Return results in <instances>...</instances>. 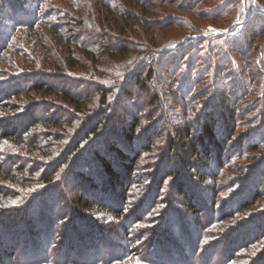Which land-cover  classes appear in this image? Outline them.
Returning a JSON list of instances; mask_svg holds the SVG:
<instances>
[{
    "label": "trees",
    "instance_id": "1",
    "mask_svg": "<svg viewBox=\"0 0 264 264\" xmlns=\"http://www.w3.org/2000/svg\"><path fill=\"white\" fill-rule=\"evenodd\" d=\"M169 1L171 0H2L11 14L10 17H2L5 24L15 25L6 31V37L0 33V75L10 77L0 80V143L5 141L3 145H15L16 140L20 139L18 142L30 145L37 139L33 144L38 149L36 153L40 159L33 158L29 161L30 158H26L25 161L38 164L34 172L43 169L40 172V177L44 175L41 181L48 185L15 192L14 182L18 181L15 173L20 168L11 164L4 170L3 164L13 160L17 163V158L6 150L0 152V264H264V230H260L264 217L256 215L258 211L250 208L264 192L260 190L262 180L254 184L253 197L240 207L248 217L243 228L251 229L253 234L247 233L238 240L231 239V234L228 233L226 226L230 222H221L233 215L223 218L221 210H217L216 214H211L207 220L200 222L199 229L195 228L199 232L193 236L189 227H184L186 225L182 220V223L174 224L169 219L168 212L154 203L153 213L152 209L144 208V192L135 186V178L139 180V162L149 157L151 163H154L159 156L157 137L160 131L149 138V131L144 128V98L149 96L150 102L159 104L160 110L161 95L174 99L173 94H165V82L157 76V65L160 67L162 62H172L168 68V78L178 77L174 88L177 90L179 87L181 92L176 96L178 100L174 99L176 103H192V96L198 94V91L191 93L190 80L184 85L177 84L185 63V60L181 62L182 47L179 45L165 53L164 48L158 49L157 43H150L149 36L160 39L161 32L154 29V33L149 35L139 31L138 18L131 12L137 5L151 8L159 6L163 8L159 12L162 14L166 11L165 6L170 7ZM203 1L184 0L185 3L178 6L186 10V7H194ZM59 6L70 7L74 11V17L78 18L76 23L81 22L70 28L64 21L70 16H54L55 9ZM125 7L132 10H125ZM91 17L95 19L93 22ZM160 23L157 25L163 28ZM84 26L93 28L90 34H84L80 30ZM20 29L23 32L17 38L16 32ZM117 35L120 39H116ZM17 40L32 44L29 48L34 56L30 57L33 68H15L12 61H9L13 59L18 64L24 61L21 55L23 51L18 55L19 58L15 53H8V56L5 54L15 48L10 45H15ZM190 51L186 56L190 55ZM128 69H133L130 74H127ZM162 70L165 71V68ZM25 79H28L26 86L20 88V83ZM157 79L161 80L162 88L159 90L152 87ZM61 83L69 84L71 89L65 88ZM131 83L135 88L138 87L139 92L134 94L130 90ZM209 89H203L200 92L202 95L193 98L194 101L203 102L200 105L202 108L211 95ZM22 95L33 97L20 108L21 111H28L14 116L10 112L5 113L16 110H10L12 102ZM42 95L57 97L66 105L57 103L56 100L47 103L37 100ZM219 99L221 100H218L219 106L216 105V108L215 99L208 105L211 108L208 115V107L204 110L196 104L198 108H193L198 111L197 115L200 110L205 112L206 118L203 119L201 131L196 135L190 125L183 133L180 132L178 140L184 142L182 161L175 157L173 160L165 158L169 171H163L166 175L162 177L160 189H163L172 174V162L189 166L193 159L207 173L203 177L210 178L213 182L220 175L219 168L226 163L221 161L224 153L218 155L217 152L221 148L226 151V138L229 137V141L233 139V134L246 117L239 105L236 106L237 103H229L227 99L222 101V96ZM5 100L9 101L6 103ZM261 107V111H264V102ZM37 109H44L49 115L39 116ZM56 110H60L65 116L63 122H67L66 132L55 136L49 144V150H45L47 139L39 125L52 122ZM113 113L118 117L123 116V123L117 130ZM214 113L219 118H215ZM218 120L226 121L230 132L217 130ZM58 121L60 120L53 119V122L59 123ZM261 127L264 129V125L260 129ZM260 129L253 130L252 125L245 129V140L248 135L249 139H257L249 144L252 146L250 151L257 150L261 141L264 143V131L260 135ZM182 134L186 137H182ZM191 135L197 136V139L191 138ZM170 143L169 150L172 151L175 144L172 140ZM210 146L217 147L218 160H212ZM35 148H29L28 151H34ZM43 158L47 159L46 162ZM212 163L214 172L210 168ZM20 170L23 173L30 168L23 166ZM75 181L84 191L75 192L69 202L62 208H57V202L48 197V194L60 191L58 198L64 200L67 196L65 186L74 184ZM116 187L120 189L121 195L113 196L123 202L120 207L108 205L106 194L103 193L108 189L107 194L111 196ZM214 189L216 188L211 190ZM178 190L180 197L188 201V209L197 213L198 209L191 203L188 192L181 185ZM85 195H92L94 200L85 198ZM96 198L99 201H95ZM49 203H53L52 207H48ZM217 212H220L218 216ZM157 213H164L165 216L149 218ZM260 220L263 222L257 224ZM144 224L154 226L151 234L150 230L143 227ZM178 225L182 238L177 240L169 234ZM218 226L215 235L220 239H215V248L222 247L224 250L216 257V250L211 251L212 248L207 247L210 237L208 230ZM157 229L163 231L158 232ZM218 229L222 233L218 234ZM238 231L239 229L237 233ZM145 235H149L147 239L144 238ZM180 241L184 246L180 245ZM229 247L233 251H229ZM239 249L246 250L247 253L239 254Z\"/></svg>",
    "mask_w": 264,
    "mask_h": 264
},
{
    "label": "rangeland",
    "instance_id": "2",
    "mask_svg": "<svg viewBox=\"0 0 264 264\" xmlns=\"http://www.w3.org/2000/svg\"><path fill=\"white\" fill-rule=\"evenodd\" d=\"M130 2L133 3L132 1ZM169 2L168 5L170 7L166 8L165 6L164 10H166L167 12L165 11L162 14H160L159 12L163 8L159 6L151 8V6L140 7L137 5L136 7H134L135 9L133 8V11H131L132 9L128 10L126 7L125 10L131 11L134 13V15H136L139 22V25H137L139 31L142 30L149 35H152V33H154V29L157 32H161L160 39H155L152 36H148L151 44L157 43L156 46L158 49H165L164 53L168 49H176L179 45L182 47L180 49V51L183 49L181 62L185 60V63H183L182 65V71L179 77L180 80H178L177 84L182 83L184 85L186 84L185 82L190 80L191 93H196L198 91V94L196 93L194 96H192V103H176L174 99L178 100L176 96L181 92H179V87L177 90H175L174 88V83L178 77L168 78V75L170 73V70L168 68L171 67L170 65L172 64V62H162V65L160 67H158L157 65V76L159 77V79H163L165 82L164 92L165 94H173L174 99L171 97H166V95L165 97L161 95L160 97L162 106L160 110L158 106L159 104L156 105V103L150 102L151 98H149V96L144 98L146 102V106H144L142 109L144 112L142 115L143 124H145L144 128L146 129V131H149V138L155 136L160 131V134L157 137V149L160 153L157 151L159 156L158 160L154 163H151L149 157L143 158L142 161L139 162V165H137L139 174L137 178H139V180L135 178V186L144 192V198L142 200L145 202L144 208L151 210L154 203L155 206H159V208H162L165 212H168V217L170 220H173L174 224H177L179 222L182 223L183 221V223L186 225L184 227L187 228L188 226L190 234L193 236H195V233L197 234L199 232H196L195 228L199 229L198 226L200 222H202L203 220H207L208 217L211 216V214H216L217 210H221L223 218L224 216L227 217L233 215L232 217H228L226 220L224 219L221 222H230V225L226 226L228 233L229 235L231 234V239L238 240L242 237V235L251 233V229L249 230L243 228L248 217L244 215V211L240 209L241 205H243L244 202H247L251 199V197H253L255 190L254 184H258L260 180L263 181L260 190L264 191V143H262L261 141L257 150L250 151V148L252 146L249 144L251 143V141L255 140L256 137L249 139L248 135L246 137L248 139H244V136L246 134L245 129L248 126L252 125L253 130H258L260 129L261 125H264V111H261V105L264 102V0H204L202 3H199L194 7H186V10L185 8L181 9V7L178 6V4H184V0H171ZM55 11L56 14H54V16L56 17H64L66 15L70 16V18L67 17L64 19L65 24H67L69 27L77 26V24L81 22L77 21L78 23H76L75 20L78 18L74 17V15L72 14L74 13V11L71 10V8L68 6H59V8L55 9ZM9 12L10 10L6 6L5 2H2V0H0V33L3 34L4 37H6V31L10 30V28L15 25L14 23L5 24V20L4 18H2L4 16L10 17L11 14ZM68 13L70 15H68ZM90 19L92 22L95 20L92 17ZM157 23H160L163 28L158 26ZM170 23H172V26L168 27V24ZM148 28L150 29L149 31L147 30ZM80 30H83L84 34H90L93 28L84 26L81 27ZM21 32H23V29H20L16 32L17 38L18 36L20 37V35L22 34ZM8 33H10V31ZM157 36L158 35H156V37ZM115 37L116 39L119 38L118 35ZM10 46L15 48H12L13 50L11 51H7V53H5L7 54V56L8 53L12 55L15 53V56L19 58L18 55L23 51V53H21L24 60L22 64L16 63V61H14L13 59L9 60L12 61L15 68H23L24 70L33 68L32 66L34 65H32L31 63L33 62V60L30 57L34 56L31 55L32 51L29 48L30 46H32V44L26 43V41L20 43L17 40L15 45L14 43H12ZM16 49H18L17 52H14ZM180 51L178 52V54L180 53ZM189 51L191 52L190 55L188 54L186 56V53ZM162 68H165V71H163ZM135 69H137V67ZM132 70L130 69L127 74H130ZM7 77L8 76L0 75V80ZM159 79L155 80L152 85V87L157 88V90L162 88L161 80ZM27 80L28 79H25L20 83V88H24L26 86ZM61 84L62 86H65V88H70L69 84L67 83ZM208 88H210L209 90L211 91V95L206 99V103L202 108V106L200 105H202L203 102H201L200 100L194 101L193 98L195 96L198 97L202 95L200 94V92L203 89L205 90ZM130 90L134 92V94L139 92L138 87L135 88L133 83H131ZM221 96L222 101H225V99H227L229 103H237L236 106L239 105L240 111L243 112L242 114H245L246 117V120L242 121L240 128L237 129V131L233 134V137L231 136L233 139L229 141V137L226 138L227 140L224 144L226 151H223V149L221 148V150L217 152L218 155L224 153L221 161H223L224 164L226 163V165L224 166L223 164H220L223 166L220 167L218 171V173H220V175L222 174L223 177H220L219 175L218 178L214 181L215 183L210 178H204V174L207 173H205L204 170L200 166H198L195 163L196 161H194L193 159H191V165L189 166L183 165L182 163L179 164L172 162V168L170 169L172 174L166 180V185L163 186V189H160L162 177L166 175V173H163V171H169V168L166 167L168 164H166L167 161L165 162V158L169 157L173 160V157H175L176 159L178 158L182 161V157L184 154L182 151V149L184 148V142H182L181 139L178 140L180 132L183 133L184 129L190 125H192V127L196 131V135H198V131H201V125L204 121L203 119L206 118L205 112L203 110H200V114L197 115L198 111L194 109L198 107H196L195 105L198 104L201 109L205 110L207 109L211 101L215 99L216 108V105L219 106L218 100H221L219 99ZM31 98H33L32 95H22L20 99H17V101L13 100V106L10 110H13V108L16 110L5 111V113L10 112L9 114H12L14 116L17 114L20 115L24 111L27 112L28 109L21 111L20 108L22 106L24 107V102H27ZM37 100L46 103L50 101L55 102L56 100L57 103L66 105L61 99H57V97L54 98V96L52 95H42L41 97H38ZM8 101L5 100L6 103ZM210 109L208 107V110L206 111L207 115L210 114ZM51 110L53 111V109ZM59 112L61 111L56 110V112L53 113L54 116H52V122L47 124L41 123L39 125L43 134L46 135L45 138L47 139V146L45 150H49V144H51L55 136H59L66 132L65 127L67 122H63L65 120V116L63 117V113ZM37 113L39 116L48 114L44 109H37ZM196 116L200 125L198 121L195 122ZM215 116V118H219L218 115ZM112 118L113 121L115 120L117 122L115 128V130H117L120 127V124L123 123V116L118 117L113 113ZM53 119L60 121H58L59 123H56L53 122ZM198 125L199 128H197ZM0 126L2 127V125ZM217 126V130L219 129V131L221 132H230L227 129L228 125L226 121L218 120ZM261 128L262 129H260L259 132L260 135L262 134V131H264L263 127ZM182 137L186 136L182 134ZM194 137H196L197 139V136L191 135V138ZM36 140L32 141V144L30 145H28L29 143L24 144L22 142H18L20 141V139H18V141L16 140L15 145H3L5 141L0 143V152L6 150L11 153L12 156H16L17 158V163H15L16 161L13 160L12 162L3 164L4 170H6V168H8L11 164L17 165L18 169H21V167L23 166L25 168L27 167V169L30 168L29 171L27 170L26 172L20 173L21 170L19 169L18 172L15 173L18 176V181L14 182V184H16V187L14 188L15 192L25 190L26 188L29 189L37 186L43 187L48 185L47 182L44 183L43 181H41L44 175L42 174V177H40V172H42L43 169L41 168L39 172H34V170L38 168V164L36 165V162L34 164H31L25 161L26 158H30L29 161L33 158L38 160L40 159L38 157V153H36L38 152V149L35 148V145L33 144L36 142ZM170 140H172L175 144L173 148H171L172 151L169 150V147L172 144L170 143ZM29 148L35 149L34 151H28ZM216 150L217 147L210 146V154L212 160L217 159ZM151 156V158H153V155ZM44 157L47 158L46 156ZM45 158L43 159L45 160ZM217 162H215L216 165ZM229 165L232 166L229 167ZM213 167L214 165L212 163V166L210 167L211 171ZM217 169L218 168H216V171ZM248 172L250 173L247 174ZM210 176L207 175V177ZM125 182L126 180L124 181V183ZM180 185L182 186L183 190L188 192V194L190 195L192 199L191 203L194 204L198 209V214L196 212H193L192 210H189L188 201L180 197L178 190V186ZM213 187L216 188L214 189V191L211 190ZM65 190V194L67 196L65 195L66 198L64 197V200H59L58 198V196L60 195V191H55L48 194V197L57 202V208H62V206H64L66 202H69L75 192L81 193L82 191H84V189H82V186H80L77 181H75L74 184L72 183L66 185ZM107 190L108 189L105 190L106 192H103L104 194H106L108 200L106 203L108 205L112 204L119 207L121 205L123 206V202L117 196H113V194H118V196L121 195L119 192L120 189L116 187L111 196H108L109 194H107ZM213 192L216 193V195ZM262 193L263 194L258 198L257 202L253 203L254 205L252 204V206L250 205V208L252 210L258 211L256 215L264 217V192ZM85 198L94 200L92 195H85ZM98 199L99 198H96L95 201H99ZM133 200L135 201V199ZM52 204L53 203H49L48 207H52ZM151 212L153 213V209L151 210ZM219 213L220 212H217V216L219 215ZM163 216H165L164 213H157L150 216L149 218H161ZM261 222L263 221L260 220L259 222H257V224H260ZM143 227L150 230V234L153 232V225L144 224ZM216 228H219V226L213 227L212 229L208 230V232L210 233V237L207 247L212 248L210 249L211 251H213V249L216 250L217 257L219 255L218 253L224 250V248H215L214 242L218 237L215 235L217 234ZM238 229L239 231L237 233ZM260 230H264V223L260 226ZM159 231L160 230H158V232ZM220 233L222 232H220L219 230L218 234ZM251 234H253V232ZM169 235L175 237L176 239L182 238V231L179 225L178 227H175L173 230H171ZM148 236L149 235H145L144 238L147 239ZM218 238L220 239V237ZM183 244L184 243L180 241V245L184 246ZM228 250L233 251L230 247L228 248ZM239 250V254L244 255L245 253H247L246 250Z\"/></svg>",
    "mask_w": 264,
    "mask_h": 264
}]
</instances>
